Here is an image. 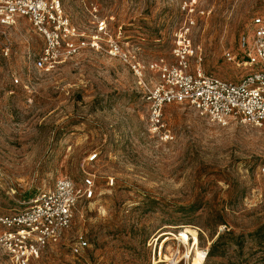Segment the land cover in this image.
Listing matches in <instances>:
<instances>
[{"label":"rangeland","instance_id":"obj_1","mask_svg":"<svg viewBox=\"0 0 264 264\" xmlns=\"http://www.w3.org/2000/svg\"><path fill=\"white\" fill-rule=\"evenodd\" d=\"M62 2L87 35L105 20L112 38L145 62H174L186 37L196 52L192 70L200 64L235 82L248 69L228 54L241 58L252 17L264 16V0ZM102 43L44 72L33 65L44 40L29 20L0 25V214L24 208L59 178L82 184L85 170L96 182L66 240L34 264H152L163 240L160 264H169L173 235L194 231L204 264H264V128L220 125L172 103L165 107L170 137L153 133L136 76ZM95 152L98 160L86 165ZM161 231L173 234L157 241ZM78 234L90 244L82 255L71 251ZM218 239L224 255L208 256ZM192 259L197 264L195 249ZM0 264H12L2 250Z\"/></svg>","mask_w":264,"mask_h":264},{"label":"built area","instance_id":"obj_2","mask_svg":"<svg viewBox=\"0 0 264 264\" xmlns=\"http://www.w3.org/2000/svg\"><path fill=\"white\" fill-rule=\"evenodd\" d=\"M18 18L29 20L44 40L41 52L33 61L35 69L40 71H52L84 48L104 49L102 41L106 40L107 51L127 62L136 76L149 105L148 122L153 133L170 137L165 107L172 103L193 107L201 116L220 125L238 122L264 128V16H253L250 34L242 36V59L228 54L229 60L248 69L239 82L206 73L200 64L192 70L191 59L196 52L186 37L175 45L174 62L164 58L145 62L112 38L105 20L97 22L95 34L87 35L84 28L71 21L62 0H0V25L10 26ZM14 81L19 83V78ZM98 157V152L90 154L86 165L95 163ZM260 173L264 175V164ZM108 183L113 185L114 180ZM96 194L95 175L91 172L84 170L82 184L68 177L59 178L53 187L33 196L24 208L0 214V250L12 264L36 263L47 248L66 240L80 200L92 199ZM173 237L174 251L167 257L169 264H192L198 242L195 243L192 234L188 242ZM157 243L152 264L162 261V242L158 248ZM89 246L87 238L78 234L71 251L82 255Z\"/></svg>","mask_w":264,"mask_h":264},{"label":"bare ground","instance_id":"obj_3","mask_svg":"<svg viewBox=\"0 0 264 264\" xmlns=\"http://www.w3.org/2000/svg\"><path fill=\"white\" fill-rule=\"evenodd\" d=\"M170 234H173V233H171V232H168V231H161V232H159L158 233V235H156V236H158V239L157 240H161L162 238H164V237H166V236H168V235H170ZM193 236H194V240H195V243L197 242V232H193ZM174 238V237H173ZM180 239H182L184 242H188V240H189V235L187 236V235H183V237H179ZM169 240V239H168ZM165 240H163V242H162V248H163V244L165 243L164 242ZM198 247V246H197ZM195 249V257L197 258V261H196V263L197 264H204V261H205V258H206V254H204V253H202V252H200V250L199 249H196V248H194ZM165 258V257H164ZM166 259L168 260V258L166 257ZM194 260V259H193ZM196 260V259H195ZM161 262H165V260H163L162 259V261ZM192 264H195L194 262H192Z\"/></svg>","mask_w":264,"mask_h":264},{"label":"trees","instance_id":"obj_4","mask_svg":"<svg viewBox=\"0 0 264 264\" xmlns=\"http://www.w3.org/2000/svg\"><path fill=\"white\" fill-rule=\"evenodd\" d=\"M218 238H220V236ZM224 252H225V248L221 250L219 239H218L217 241H215L212 244V247H211L210 251L208 252V256H210V257H219V256L224 255Z\"/></svg>","mask_w":264,"mask_h":264}]
</instances>
